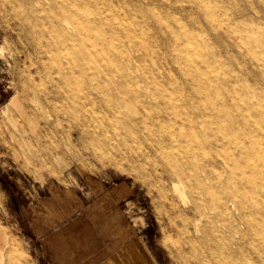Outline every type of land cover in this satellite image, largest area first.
Returning <instances> with one entry per match:
<instances>
[{"label": "rangeland", "instance_id": "obj_1", "mask_svg": "<svg viewBox=\"0 0 264 264\" xmlns=\"http://www.w3.org/2000/svg\"><path fill=\"white\" fill-rule=\"evenodd\" d=\"M68 1L74 29L65 44L46 30L60 11L53 0H0V264H58L61 251L87 264L93 246L116 235L139 236L143 264L150 256L156 264H217L227 257L224 233L207 231L204 220L196 230L192 199L176 196L165 167L184 163L187 184L191 162L214 166L212 198L233 183L235 197L247 199L243 223L229 220L239 232L228 264H264V0ZM129 32L134 60L115 67L114 79L127 73L151 94L143 96L151 107L130 115L139 134L163 140L166 159L154 147L147 158L144 147L135 154L124 145V157L85 144L79 128L111 122L105 104L73 114L34 101L54 59L72 61L79 79L102 76ZM202 98L217 104L211 130L206 115L193 113ZM254 184L261 188L251 194Z\"/></svg>", "mask_w": 264, "mask_h": 264}, {"label": "bare ground", "instance_id": "obj_2", "mask_svg": "<svg viewBox=\"0 0 264 264\" xmlns=\"http://www.w3.org/2000/svg\"><path fill=\"white\" fill-rule=\"evenodd\" d=\"M53 4L51 8L56 10L57 7H60V11L55 12L51 16L52 19L49 26L46 27V30L53 29L56 33L60 32L63 37L62 42L66 44L70 41V34L68 33L72 32L74 29V24L70 17L73 14V6L75 9V4L70 3L68 0H53ZM131 36L132 33L129 32L126 42L124 41V43L113 49V57L111 58L112 68L108 70L103 69L101 71L103 74L102 76L85 77L84 75L83 79H79L80 77L72 73V61L70 64L59 66L57 62L55 63L54 59L51 70L43 76H40L41 85H43V87H37L36 85V88H34L36 89L34 91L37 93V96L34 98L39 99L38 95L40 93L42 95V98H40L41 101L36 99L34 101L37 106L47 111L56 110L55 108L61 103L62 108L73 114L76 112H88L97 107V105L105 104V106L102 107L107 109L112 115L111 122H104V125L96 124L92 128H89L88 125V130L79 128V138L82 139L84 137L82 140L85 144L92 146L98 153L102 152L99 145L100 143L101 145L103 143L107 147H116L118 150L120 149V155L124 157H126L128 151L136 154L138 148L141 149L144 147V149L141 150L142 153H144L147 158H150V150L152 151L154 147V149L159 150L164 156V159H166V149L162 146L164 142L160 137L153 133L151 135L145 133L139 134L137 130L133 128V124L137 120H135L130 113L136 112L139 105L145 108L151 107V103L148 99L144 100L143 98V96H145V98L151 97V94L149 95L148 92L140 91V89L136 87L139 81L132 77H128L127 73L114 79L115 74L120 72V69L115 67L119 66L125 71L126 66L134 60L133 51L135 49L132 44ZM57 40L60 41L58 36ZM84 59L85 58H82L78 64L81 69V74L86 72L87 63ZM36 69L38 70V68ZM145 73L146 76L148 73L154 76L155 71L152 68L146 67L144 70V74ZM144 88L148 90L145 85ZM78 89L83 90V95L75 102L74 99L78 98L75 96ZM202 99V103L200 102V106L195 107L193 113L200 115L199 117L206 115L204 121H206L205 124H208L211 130L213 127L212 124L214 123L213 118L218 112L217 104H215L213 100H208L207 98ZM11 104L16 106V97L12 98ZM44 124L48 126L51 123L46 122ZM126 128L128 130H126ZM177 135L181 137L185 134L182 133V131H178ZM194 137L199 143L203 141V138L200 139L199 136L191 135L190 138L193 139ZM70 143L76 145V141H74L73 138L70 139ZM124 145L127 146L128 151L124 150ZM192 164H195L197 168L190 174L187 184L183 180L185 177L184 163L171 164L173 165L172 168L169 167V164H165L166 170L169 169L174 176L172 190L183 203L192 199L191 202H193V205L191 206H193L194 211L197 213L193 218L196 230L200 227L199 222L204 220L205 224L209 225L207 226L209 228L207 231L212 230V232H216L220 229V231L224 233L223 239H225L226 242L223 243V246L227 250V257L222 258L220 256L221 259L217 264H228V257H230L229 254L232 252V244L236 237L235 234L239 232L236 226L229 220L235 217L242 221L247 199L246 197H235L233 183L224 184V195L218 193L215 198H212L210 183H212L214 179V166L211 163L191 162L190 165L192 166ZM253 187L254 188L248 189L251 194L255 192V188H261L258 184H254ZM201 193L207 196L203 198ZM210 224L216 226L214 227ZM224 226L225 228H223ZM239 234L241 238L243 236L242 232Z\"/></svg>", "mask_w": 264, "mask_h": 264}, {"label": "crops", "instance_id": "obj_3", "mask_svg": "<svg viewBox=\"0 0 264 264\" xmlns=\"http://www.w3.org/2000/svg\"><path fill=\"white\" fill-rule=\"evenodd\" d=\"M124 239L123 236L119 238L118 235L112 239L109 236L103 237L93 246L90 257H86L90 261L87 264H143L139 236H136V238L133 236L132 239L127 241ZM85 244L88 245V243ZM58 258V264H62V262L65 264H82L80 260L83 259L76 256L74 261L72 252L68 251L59 252ZM145 261L146 264H156V260L151 256L147 257Z\"/></svg>", "mask_w": 264, "mask_h": 264}]
</instances>
